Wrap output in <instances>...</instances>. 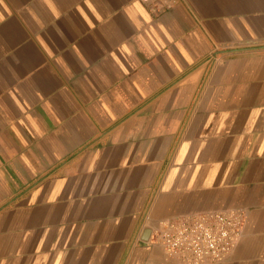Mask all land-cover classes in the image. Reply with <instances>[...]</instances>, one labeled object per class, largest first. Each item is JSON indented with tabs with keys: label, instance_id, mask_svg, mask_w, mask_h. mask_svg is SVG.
Segmentation results:
<instances>
[{
	"label": "crops",
	"instance_id": "0c3cea01",
	"mask_svg": "<svg viewBox=\"0 0 264 264\" xmlns=\"http://www.w3.org/2000/svg\"><path fill=\"white\" fill-rule=\"evenodd\" d=\"M226 208L209 264H264V0H0V264H182L153 230Z\"/></svg>",
	"mask_w": 264,
	"mask_h": 264
},
{
	"label": "built area",
	"instance_id": "2783aa9c",
	"mask_svg": "<svg viewBox=\"0 0 264 264\" xmlns=\"http://www.w3.org/2000/svg\"><path fill=\"white\" fill-rule=\"evenodd\" d=\"M151 11L161 12L176 0H142ZM245 214L239 208L210 209L178 215L161 222L152 240L182 264L221 263L239 242Z\"/></svg>",
	"mask_w": 264,
	"mask_h": 264
},
{
	"label": "water",
	"instance_id": "95a60500",
	"mask_svg": "<svg viewBox=\"0 0 264 264\" xmlns=\"http://www.w3.org/2000/svg\"><path fill=\"white\" fill-rule=\"evenodd\" d=\"M152 229H146L145 231V237L143 238L144 240H148L151 236Z\"/></svg>",
	"mask_w": 264,
	"mask_h": 264
}]
</instances>
